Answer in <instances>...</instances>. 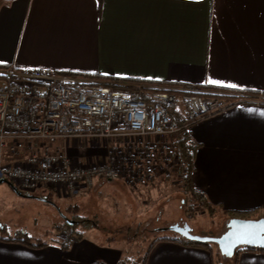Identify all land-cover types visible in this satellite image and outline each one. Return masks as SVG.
Segmentation results:
<instances>
[{
  "label": "crops",
  "instance_id": "crops-1",
  "mask_svg": "<svg viewBox=\"0 0 264 264\" xmlns=\"http://www.w3.org/2000/svg\"><path fill=\"white\" fill-rule=\"evenodd\" d=\"M0 3V68L15 65L21 70L51 69L99 85L197 88L232 98L228 110L189 129L198 146L193 185L217 211L264 210V100L256 102L260 97L254 101L255 97L264 96V0ZM84 142L88 141L72 142L67 149L84 146ZM148 149L151 153L156 151L152 145ZM71 160L75 166L100 163L94 159ZM143 180L133 177L138 183ZM88 190L79 189L76 193ZM44 192H48L46 199L53 195L59 199L50 206H60L62 212L65 202L82 195L50 194L48 190L37 194L42 197ZM263 213L249 218H262L258 216ZM50 219L51 223L56 222ZM46 227L45 231H49L51 225L46 223ZM20 228H27L24 219ZM1 229L7 231L9 227L4 224ZM9 237L13 236L9 233ZM73 242L64 250L54 242L36 249L19 242L0 241V264L123 262L120 252L104 249L86 234ZM206 250L202 246L160 241L153 246L146 264H213ZM237 264H264V253L243 251Z\"/></svg>",
  "mask_w": 264,
  "mask_h": 264
},
{
  "label": "built area",
  "instance_id": "built-area-1",
  "mask_svg": "<svg viewBox=\"0 0 264 264\" xmlns=\"http://www.w3.org/2000/svg\"><path fill=\"white\" fill-rule=\"evenodd\" d=\"M217 96L197 88L99 85L51 69L0 68V183L30 194L51 189L73 195L119 181L113 158L75 166L66 148L82 140L175 135L173 111L182 109L184 118L199 123L230 107Z\"/></svg>",
  "mask_w": 264,
  "mask_h": 264
},
{
  "label": "rangeland",
  "instance_id": "rangeland-1",
  "mask_svg": "<svg viewBox=\"0 0 264 264\" xmlns=\"http://www.w3.org/2000/svg\"><path fill=\"white\" fill-rule=\"evenodd\" d=\"M176 117H183L182 109L177 111ZM92 141L84 142V146L75 149L70 147L71 151L66 148V155L82 162L94 159L100 163H111L113 158L121 179L117 182L97 183L84 193L75 191V195H82L65 202L62 207L64 212L60 206H57L59 209L50 206L53 203L56 205L59 199L53 195L50 200L53 203L48 202V192L40 197V193L21 194L12 187H5L7 185L0 186V190L5 191L0 193V229L4 224L9 227L7 233H2L6 238L9 233L14 237L18 231L23 230L20 225L24 219L27 227L24 231H28L29 236L35 240L58 243L69 241L73 239L70 233L53 229V226L64 225L67 218L79 222L87 220L90 222L89 229L78 225L76 231L95 239L104 249L120 252L124 256L121 264H139L150 248L152 250L156 240L181 238L171 231L176 225H188L195 235L208 237H219L226 232L229 219L223 212L216 211L210 215L199 206L193 207L188 203L177 170L179 159L173 157L177 152L175 135L135 137L111 142ZM151 145L156 150L152 152L153 155L148 149ZM149 175L152 179H145ZM136 176L144 180L141 183L133 181ZM50 218L56 222L52 220L51 223ZM46 223L51 225L49 231H45ZM209 246L214 254L219 253L216 245L210 243ZM206 251L211 254L209 249Z\"/></svg>",
  "mask_w": 264,
  "mask_h": 264
},
{
  "label": "trees",
  "instance_id": "trees-1",
  "mask_svg": "<svg viewBox=\"0 0 264 264\" xmlns=\"http://www.w3.org/2000/svg\"><path fill=\"white\" fill-rule=\"evenodd\" d=\"M0 2H1V0H0ZM107 85L110 86L112 84L109 83ZM257 95H260V94H257ZM217 97L221 98L226 103H229V100L232 99V98L226 97V96L225 97L224 96H217ZM260 97L264 99V96H259V97H255L254 101ZM250 99H253V98H250ZM176 113H177V111H173L172 115L177 122V125L179 127V131L176 135V142H175V147H176L177 152L173 155V157L176 159H179V166H178L177 170L180 174V177L182 178L183 193L185 194L187 201L191 206H193V207L199 206L203 211L208 212L210 215H214L217 210L214 208V206L209 202V200L204 195L195 191V188L193 185L192 177H193V172H194V159H195V154H196L198 146L193 141V139L191 137V132L189 131V129L194 124L191 123L188 119H186L184 117H182L181 119H178L176 117ZM108 182H111V181H108ZM112 182H117V181H112ZM0 185H7V186L15 189L17 192H20V193L23 192V191L19 190L15 186V184H10L9 182H3V183H0ZM48 191L50 192V194L55 192L54 190H51V189L50 190L48 189ZM24 193H27V192H24ZM28 194H30V193H28ZM50 200L52 201L51 198L47 199V201H50ZM261 211H264V210H255V211L247 212V213L225 212L224 215L228 219H232V218L248 219L249 217H254V216L258 215V213H260ZM75 216H77L76 213H75ZM260 217H264V213ZM78 225H82V226L86 227V229H87L90 226V222L87 220H82L80 222L79 221H72V220H69L67 218L64 225H55V226H53L54 227L53 229H56L58 231L66 230L67 233H70V237H73V239L82 240L84 237L83 233L76 231V227ZM52 231H54L53 234H56L55 230H52ZM3 232L7 233V231L0 229V241L19 242V243H22L23 245H26V246L31 247V248H36V249L44 248L47 245H49L48 242H44L42 240H35L33 237L29 236L24 231L18 232L16 234V236H14V237H7V238L4 236V234H2ZM73 239L69 240V241H59V243L58 242H54V243H58L61 245V247L64 250H68L72 246ZM163 240L164 241L168 240V241H172V242H180V243H184V244H188V245H194V246H200V247L201 246L206 247L211 252L213 264H237L238 259H239V255L243 251L264 253V249H254V248H249V247H243V248L237 249L235 256L232 259L227 260L220 253L214 254L212 248L209 246L210 244H200V243H195V242H189V241H185L181 238H172V239L171 238H164ZM159 241L160 240H156L154 242L153 246ZM153 246H152V248H153ZM150 252H151V248L148 251V253L146 254V256L142 259L141 263H139V264H146L147 263V260L149 257L148 254H150ZM220 256H221V258H220ZM122 264H127V263H122Z\"/></svg>",
  "mask_w": 264,
  "mask_h": 264
},
{
  "label": "water",
  "instance_id": "water-1",
  "mask_svg": "<svg viewBox=\"0 0 264 264\" xmlns=\"http://www.w3.org/2000/svg\"><path fill=\"white\" fill-rule=\"evenodd\" d=\"M171 231L189 242L216 245L219 253L228 260L235 256L239 248L264 249V217L229 219L226 232L219 237L195 235L188 225L183 227L176 225L171 228Z\"/></svg>",
  "mask_w": 264,
  "mask_h": 264
},
{
  "label": "snow or ice",
  "instance_id": "snow-or-ice-1",
  "mask_svg": "<svg viewBox=\"0 0 264 264\" xmlns=\"http://www.w3.org/2000/svg\"><path fill=\"white\" fill-rule=\"evenodd\" d=\"M210 82L215 83V81H210ZM230 86H234V85H230Z\"/></svg>",
  "mask_w": 264,
  "mask_h": 264
}]
</instances>
